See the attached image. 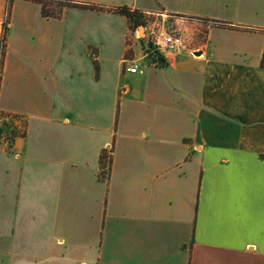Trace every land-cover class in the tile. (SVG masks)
I'll return each mask as SVG.
<instances>
[{
	"label": "crops",
	"instance_id": "crops-1",
	"mask_svg": "<svg viewBox=\"0 0 264 264\" xmlns=\"http://www.w3.org/2000/svg\"><path fill=\"white\" fill-rule=\"evenodd\" d=\"M65 1L0 0V264H264V0ZM119 7L185 49L125 72Z\"/></svg>",
	"mask_w": 264,
	"mask_h": 264
},
{
	"label": "built area",
	"instance_id": "built-area-1",
	"mask_svg": "<svg viewBox=\"0 0 264 264\" xmlns=\"http://www.w3.org/2000/svg\"><path fill=\"white\" fill-rule=\"evenodd\" d=\"M150 17L142 16L144 38L147 42L149 52L156 53L162 58L165 54L171 52H179L185 49V38L181 30L174 25L163 20V15H159L157 19L155 15ZM134 30V35L139 38L137 29ZM5 47V30L0 31V51ZM149 52L146 51L141 59L123 62V69L125 72L138 73L142 67V61L148 59L150 63L156 64L149 58ZM1 128H5L2 130ZM24 118L22 115L10 114L0 111V149H9L12 140L24 133Z\"/></svg>",
	"mask_w": 264,
	"mask_h": 264
},
{
	"label": "trees",
	"instance_id": "trees-1",
	"mask_svg": "<svg viewBox=\"0 0 264 264\" xmlns=\"http://www.w3.org/2000/svg\"><path fill=\"white\" fill-rule=\"evenodd\" d=\"M13 0H8V5H7V9L9 10L10 8V4ZM36 1L40 4L41 6V13L43 16H58L61 14L63 8L72 6V7H80L81 5H78L76 3H71L65 0H33ZM117 12L120 14H123L127 17L131 27L133 29H136L138 26L140 25H144L143 20H142V16L137 14L134 11H130L127 7H119L117 8ZM146 41V40H145ZM145 47H146V51L149 52V48L147 46V42H145ZM3 56H4V49L0 51V63H2L3 60ZM149 58L152 59L153 61H156L159 64H163L164 63V58H162L161 56H159L156 53H152L149 52ZM261 68H264V48H263V52L261 55V59H260V63H259ZM264 157V156H262ZM101 163L102 165L105 167V170H109V164H110V157L108 154H101Z\"/></svg>",
	"mask_w": 264,
	"mask_h": 264
},
{
	"label": "water",
	"instance_id": "water-1",
	"mask_svg": "<svg viewBox=\"0 0 264 264\" xmlns=\"http://www.w3.org/2000/svg\"><path fill=\"white\" fill-rule=\"evenodd\" d=\"M142 28H143V26L141 25V26L138 27L137 30L139 31V30H141ZM144 36H145V35H144V32H142V33L140 32V33H139V38H144Z\"/></svg>",
	"mask_w": 264,
	"mask_h": 264
},
{
	"label": "rangeland",
	"instance_id": "rangeland-1",
	"mask_svg": "<svg viewBox=\"0 0 264 264\" xmlns=\"http://www.w3.org/2000/svg\"><path fill=\"white\" fill-rule=\"evenodd\" d=\"M140 26H141V25H140ZM142 26H143V25H142ZM138 27H139V26H138ZM138 27H137V28H138ZM140 32H141V33H142V32H144V28H142V29H141V30H139V31L137 30V34H139ZM138 36H139V35H138ZM1 129H2V130H5V128H4V129H3V128H1Z\"/></svg>",
	"mask_w": 264,
	"mask_h": 264
}]
</instances>
